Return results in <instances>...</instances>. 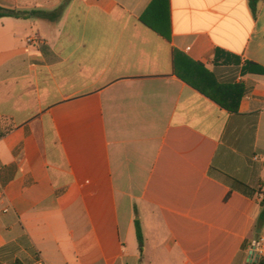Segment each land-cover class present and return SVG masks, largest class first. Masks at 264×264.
I'll use <instances>...</instances> for the list:
<instances>
[{
	"label": "crops",
	"instance_id": "1",
	"mask_svg": "<svg viewBox=\"0 0 264 264\" xmlns=\"http://www.w3.org/2000/svg\"><path fill=\"white\" fill-rule=\"evenodd\" d=\"M152 1L0 0L45 14L0 19V264L249 261L264 0L256 16L249 0H169L170 41L139 21ZM174 52L242 84L238 112L182 81Z\"/></svg>",
	"mask_w": 264,
	"mask_h": 264
},
{
	"label": "trees",
	"instance_id": "2",
	"mask_svg": "<svg viewBox=\"0 0 264 264\" xmlns=\"http://www.w3.org/2000/svg\"><path fill=\"white\" fill-rule=\"evenodd\" d=\"M259 0H249V5L254 16L257 15V7ZM61 7L58 8V13ZM45 14L42 11H21L9 9L0 6V19L4 17L13 18H32L43 17ZM139 21L148 28L155 31L165 40H171V17L169 0H153L147 10L140 17ZM174 69L176 75L185 83L192 86L220 107L230 113H237L239 110L240 101L245 94V87L242 84H223L220 83L212 72L207 70L201 63L195 62L186 56H179L174 52ZM257 71L264 73L263 68H257ZM261 213L255 225V230L261 228L264 224V196L260 202ZM136 237L139 243L140 251L143 252L144 235L139 219L135 220ZM15 264H22L17 261ZM251 264H264L261 258Z\"/></svg>",
	"mask_w": 264,
	"mask_h": 264
},
{
	"label": "built area",
	"instance_id": "3",
	"mask_svg": "<svg viewBox=\"0 0 264 264\" xmlns=\"http://www.w3.org/2000/svg\"><path fill=\"white\" fill-rule=\"evenodd\" d=\"M29 42L34 41L33 39H28ZM253 250H255V252L257 253V255L255 254V257L258 255L263 254L264 252V235H261L260 238L253 244ZM39 264H42L41 262H39Z\"/></svg>",
	"mask_w": 264,
	"mask_h": 264
},
{
	"label": "rangeland",
	"instance_id": "4",
	"mask_svg": "<svg viewBox=\"0 0 264 264\" xmlns=\"http://www.w3.org/2000/svg\"><path fill=\"white\" fill-rule=\"evenodd\" d=\"M262 198H263V197H262ZM260 235H261V234H255V233H254L252 236H253V238L258 239V238L260 237ZM252 251H253V252H252L253 257L250 258V262L247 261V264H251L252 262H254V261L257 260V258H255V254H257V253L255 252V250H252ZM142 264H144V257H143V260H142Z\"/></svg>",
	"mask_w": 264,
	"mask_h": 264
},
{
	"label": "water",
	"instance_id": "5",
	"mask_svg": "<svg viewBox=\"0 0 264 264\" xmlns=\"http://www.w3.org/2000/svg\"><path fill=\"white\" fill-rule=\"evenodd\" d=\"M250 258H252V252H251ZM250 258H249V262H250Z\"/></svg>",
	"mask_w": 264,
	"mask_h": 264
}]
</instances>
